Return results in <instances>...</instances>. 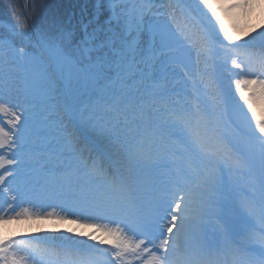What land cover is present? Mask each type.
Instances as JSON below:
<instances>
[{
  "label": "snow or ice",
  "instance_id": "1",
  "mask_svg": "<svg viewBox=\"0 0 264 264\" xmlns=\"http://www.w3.org/2000/svg\"><path fill=\"white\" fill-rule=\"evenodd\" d=\"M77 3L0 35V226L88 231L0 264H264V0Z\"/></svg>",
  "mask_w": 264,
  "mask_h": 264
},
{
  "label": "trees",
  "instance_id": "2",
  "mask_svg": "<svg viewBox=\"0 0 264 264\" xmlns=\"http://www.w3.org/2000/svg\"><path fill=\"white\" fill-rule=\"evenodd\" d=\"M73 12L79 16L77 0H0V22L8 21L17 28H28V21H32L37 34L49 30L56 21H66ZM5 32L0 30V34ZM14 42L17 47L26 45L20 36L14 37Z\"/></svg>",
  "mask_w": 264,
  "mask_h": 264
},
{
  "label": "bare ground",
  "instance_id": "3",
  "mask_svg": "<svg viewBox=\"0 0 264 264\" xmlns=\"http://www.w3.org/2000/svg\"><path fill=\"white\" fill-rule=\"evenodd\" d=\"M249 22L251 24H254V25H259L260 23H264V15H260L259 13H257L256 15H253L250 18ZM229 23H231V21H229ZM240 23L243 26L245 22L241 21ZM101 189L103 191H105V192H108V189L105 186L101 187ZM44 201L45 200H43V202ZM38 202H40V201H37V203ZM45 204L46 203H42V206H40V208H38V209L34 206L33 210L41 212V213H46V212L53 211V210L48 209ZM55 205H56L55 202H53L52 203V208ZM56 212H60V211L56 210ZM101 222H103V221H101ZM13 223H16V222L14 221ZM17 223L21 224V221L17 222ZM25 224H27L26 227L29 225L31 228L38 229V230H30L31 234H27V232H19V233H10V232H8V233H10L8 235L18 236V237H21V238H24V239H32L33 237H44L45 236L43 234L33 233V231H47V232H54L55 234L60 233L62 235H70L71 233H68V232L65 231L66 229H69V228H76L78 231H80V230L88 231V229H79L76 224H71L70 225L67 222L61 221V220H59L57 218H47V219H44V218H41V219L33 218L31 220H26Z\"/></svg>",
  "mask_w": 264,
  "mask_h": 264
},
{
  "label": "rangeland",
  "instance_id": "4",
  "mask_svg": "<svg viewBox=\"0 0 264 264\" xmlns=\"http://www.w3.org/2000/svg\"><path fill=\"white\" fill-rule=\"evenodd\" d=\"M224 82H225V84L227 83L226 80ZM0 119H1V122H2L3 118L0 117ZM53 202H55L56 205L52 208V203ZM42 203H46L45 205L50 210H55V211L59 210V211H61V207H60L59 203L56 202V201H53V200H45L44 202H43V200H41L38 203L36 202L35 207L37 209L40 208V206H42ZM17 210H19V209H17ZM25 222H26V220H22L21 224H19L17 222L16 223L12 222V223H10L7 226H0V234L8 235L10 233H19V232H27V234H31L30 230H38V229L31 228L29 225L26 227L27 224H25ZM8 232H10V233H8ZM33 233L43 234L45 236H60V235H62L60 233L55 234L54 232H47V231H33Z\"/></svg>",
  "mask_w": 264,
  "mask_h": 264
}]
</instances>
